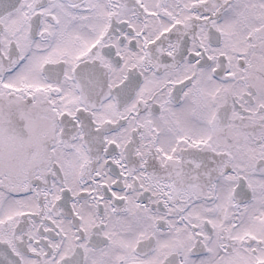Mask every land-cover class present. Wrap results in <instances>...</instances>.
<instances>
[{
    "label": "snow or ice",
    "instance_id": "snow-or-ice-1",
    "mask_svg": "<svg viewBox=\"0 0 264 264\" xmlns=\"http://www.w3.org/2000/svg\"><path fill=\"white\" fill-rule=\"evenodd\" d=\"M0 264H264V0H0Z\"/></svg>",
    "mask_w": 264,
    "mask_h": 264
}]
</instances>
